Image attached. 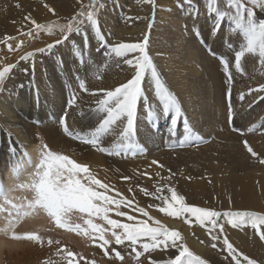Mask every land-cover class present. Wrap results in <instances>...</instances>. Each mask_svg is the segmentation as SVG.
I'll use <instances>...</instances> for the list:
<instances>
[{"label": "snow or ice", "instance_id": "obj_1", "mask_svg": "<svg viewBox=\"0 0 264 264\" xmlns=\"http://www.w3.org/2000/svg\"><path fill=\"white\" fill-rule=\"evenodd\" d=\"M39 2L43 10L56 19L41 23L29 11L23 15L20 27L16 29L17 35L5 34L0 39V45L6 48L7 53L15 54L28 46L23 37L35 40L45 34L54 37L53 42L23 51L15 62H9L6 55L4 61L0 62V93L6 90L7 81L17 71L29 78V85H35L36 57L45 53L52 55L54 49L63 45L68 48L71 58L65 59L61 54L58 67L70 82H74V87L70 83L69 87L73 90L57 114V123L70 139L106 157L135 156L144 152L138 137L146 138L153 134L147 124L144 132L140 131L146 114L150 122L156 119L169 121L170 148L208 142L205 136L193 131L180 99L169 88L149 54L157 0H138L151 5L152 18L124 17L126 21L148 19V31L134 42L113 40L111 31L104 30L101 16L106 4L103 0H88L87 3L75 0L76 7L70 16L63 18V22L53 3L49 0ZM185 6L190 11L184 31L194 37L205 52L217 59L218 66L223 69L226 87L222 100L226 102L227 124L240 137L238 142L246 157L264 167V152L257 151L247 138L256 132L264 136V121L247 128L237 126L232 99V69L235 73L246 75L244 62L252 56L264 74V0H176V7L181 11L185 10ZM14 7L21 9V4L16 3ZM166 10L172 11L170 8ZM11 23L16 24L17 21L12 20ZM229 33H236L242 39L236 43ZM73 36L79 37L80 42L73 40ZM93 40L97 56L93 62L105 66L113 64L117 69L126 70V79L114 86L89 88L86 78L92 70V63L88 61L92 60ZM70 41L72 47L69 48ZM222 47L232 53L230 58L220 51ZM85 53L88 54L87 60ZM21 64L24 66L21 67ZM96 79L103 80V76L98 75ZM18 87L21 90L25 84L21 82ZM82 94L93 97L87 109L79 104ZM248 96L253 97L249 108L264 102V83L248 87L247 92H240L237 99L243 102ZM39 97L40 90L36 87L33 99L37 104ZM76 115L86 122V127L79 131L73 130L68 122L70 116L75 120ZM178 118H183V137L179 139L176 132ZM39 139L37 150L40 158L27 180L5 188L0 176V218L4 221L0 236L6 241H28L41 247L45 243L49 247L55 245L54 255L59 261L46 258L40 264H101L95 252L88 258L60 240L51 237L45 240L37 232L17 231L22 221L40 217L47 219L57 230L83 238L89 246L99 251L105 264H115L116 261L119 264H264V258L246 252L230 238L228 231L236 230L243 234V241H251L264 248V212L233 210L231 196L228 197L229 209L224 211L190 204L172 183L176 172L171 168L166 169L157 159H153L149 165L157 169L154 173L147 170L137 173L149 180L156 178L152 189L137 183L135 187L130 185L128 188L132 195H125L114 184L98 178L97 172L88 164L79 163L62 151H53L43 137ZM9 152L13 158L28 155L15 143L11 144ZM165 170L168 175H161ZM120 178L123 181L132 179L127 175ZM185 179L191 180L192 177L186 176ZM137 191L152 202L141 206L136 198ZM151 210L182 221L190 229L198 227L203 230L206 238L197 237L199 243L213 250L220 259L213 261L196 255L188 246L183 231L162 223L150 214ZM74 217L79 222L74 221ZM192 235H195V231ZM154 254L167 258H157Z\"/></svg>", "mask_w": 264, "mask_h": 264}, {"label": "bare ground", "instance_id": "obj_2", "mask_svg": "<svg viewBox=\"0 0 264 264\" xmlns=\"http://www.w3.org/2000/svg\"><path fill=\"white\" fill-rule=\"evenodd\" d=\"M127 3L131 4V1L128 0ZM71 4L75 5L72 1ZM29 11L37 17L38 21H45L46 18L42 17V14L45 11L40 6L31 7L30 4H28V6L24 5V7L21 6L18 13L25 15ZM8 13V16L11 17V19L5 22V24H12L11 27H8V33H16V29L20 27L22 22V16H18L14 10H10ZM149 13H147L148 18H150ZM158 13L157 19L151 29V33L152 31H158L160 34V48L158 47L154 49L160 51H158V56L154 54L151 56H154L152 58L157 61L159 67L163 71V78L169 88L175 92L180 99L184 114L188 113L190 119L193 120L192 122L197 125L198 118L196 115L198 114V111L196 109L201 102L204 107L206 106V110L210 108L213 110L214 114L221 116L225 110L222 99L219 98L217 92H215L214 96L211 94L213 87L211 82H216V84H218V76L216 75V72L207 64L208 61L210 62L212 60L209 57H205L202 48L190 37L189 33L184 34L180 31V23L175 14H160L161 11H158ZM14 14H16V16ZM2 19L6 20L5 17H2ZM12 20L17 21V23H11ZM143 24L145 26V32L148 25V19H146ZM136 27L137 26L127 27L123 25V31H132L133 29H137ZM128 35H125L126 41L128 42H133L135 38H142V34H140V32L137 33V31L129 33ZM73 40L77 43L80 42V38L77 36H73ZM166 40L168 41V44L164 45L163 42ZM47 43H51V41H48L47 38H45L42 44L37 45L36 47H44ZM92 44V60L88 61L89 63H92V70L90 71L92 77H89L90 80L88 81L90 88H95L101 85L105 87L114 86L128 77L126 70L117 69L113 64L101 67L99 66L100 63H94L93 61L97 59L94 40L92 41ZM70 47H72L71 41L69 42V48ZM58 51L60 52V54L57 55L58 57L48 56L36 59L35 85H29V78L25 77L24 74L19 71L15 73L11 80L7 81L5 86L6 90L0 93V134L3 133L5 135V138L4 136H0V152L5 149L7 145L10 147L12 143H15L18 149L20 145H23L24 147L26 144H33V142L37 141V138L35 137V132H37L40 137L44 138L52 150L58 152L62 151L74 158L77 162L88 164L92 170L97 172L99 178L110 184L117 185L121 191L126 189L128 192L129 186L131 185L135 187L137 183L147 186L151 190L154 182L137 175L138 172L149 170L148 164H146L148 163L147 155L141 156V162L123 160L120 157H106L91 150L85 145L78 144L59 129L57 114L70 93L69 85L71 82L64 73L60 72L58 63L61 54L64 55L65 59H70L71 57L68 48H65L63 45ZM85 59H88L87 53H85ZM98 75L103 76V80L96 79ZM21 82L25 84V87L20 90L18 85ZM216 84L214 85L215 88H217ZM36 87L40 90L38 104L35 103L33 99ZM198 87L203 91L202 95L200 94V91L198 92ZM212 98H214L215 101ZM92 100L93 97L87 94H82L79 104L82 108L87 109ZM179 120L180 118H178L177 124ZM36 121H39V123H35ZM68 122L75 131L82 130L86 127V122L82 121L78 115H76L75 120L70 116ZM160 123H162V121ZM160 125L161 124L156 126L153 124L152 127L158 128L161 132L165 129V125ZM143 126V123H141L140 131L142 133L144 132V130H142ZM155 137V134H152L146 138L138 137V140L142 147L145 148L146 146H149V149H153L152 151H154V149L158 148L161 143L160 139H156ZM185 151L186 150H183V153ZM5 153H7V151L4 152V156L0 155V176L3 177L4 187L8 188L15 183L21 182L17 180V177L23 175L28 166L21 156L13 158L10 155V161L13 162V164L11 165L10 163L9 167L4 168L2 160L3 158H9V155H5ZM162 154L167 155L168 153L161 152L155 156L160 157ZM205 159H208L207 156H205ZM13 168L16 169L15 172H13ZM105 169H107V171H105ZM116 169H119V171H115ZM32 172L33 171L29 172L28 178ZM123 175L132 177L126 185L122 183L120 178ZM28 178H24L23 181ZM211 180L212 183L201 180L194 187H190L188 184H183V186L187 192H192L194 196H199L215 203L221 200L224 205H229L228 197L231 196L233 199V209H247L264 212V179L262 181L263 183H259L258 186L254 184V181L239 180L237 176L232 175L230 172L221 173L220 176V172L216 171ZM172 183L175 185L176 181L173 180ZM136 197L145 203L152 202L138 191L136 192ZM150 214L161 220L162 223L172 227L179 226L178 223L169 222L158 214ZM46 221L47 219L42 217L32 218L25 220L23 225L26 226V224H28L33 225L32 227H34L42 222V228L37 227L39 229L34 228V230L46 231V229L48 230V228L44 226ZM3 226L4 221L0 218V227ZM43 226L46 228L45 230ZM179 228L183 231L188 246L196 255L213 261L220 259L213 250L199 243L197 237L205 239L203 230L193 229L195 235H192L193 230L186 225L181 224ZM41 233L42 232H38L39 235H41ZM42 234L44 235V233ZM64 235L66 236V238L63 236L64 239H66L72 247L79 248L82 246V241L80 242L81 239H76L68 234ZM48 236H50V234H48ZM242 236V233L236 232L237 244H239L246 252L258 258H264V248L254 245L251 241H243L241 239ZM55 237L57 236H52L54 240H60ZM22 245L23 243L20 241H6L3 236H0V264H2L3 258L5 259L4 255L6 256L7 264H27L28 261L32 263L40 258L44 259L52 257L54 260L56 259V256L54 255L56 248L55 245H53L51 249L44 246L47 249L43 247L39 250V253L37 252L39 255L36 253V249ZM49 250L50 255L49 253L45 254ZM155 255H157V258H167V256L161 257L159 254Z\"/></svg>", "mask_w": 264, "mask_h": 264}, {"label": "rangeland", "instance_id": "obj_3", "mask_svg": "<svg viewBox=\"0 0 264 264\" xmlns=\"http://www.w3.org/2000/svg\"><path fill=\"white\" fill-rule=\"evenodd\" d=\"M71 1L75 5L71 4ZM71 1L70 0H49L50 3H53L57 7L58 12H59V16L61 17V22H63L64 17L70 16L72 14L73 8L76 7L75 0H71ZM130 1H131V4L127 3L128 0H103V2L106 4V7H105L103 14L101 16V21H102V24L104 26V30L106 32L111 31L113 40L120 39V40L126 41L125 35H128L129 33H133L135 31H137V33L140 32V34L143 35L144 30H145L144 29L145 26L143 23L146 19L126 21L124 19L125 16L147 17V13H149V11H150L149 17L152 18L151 5H145L143 3L138 2V0H130ZM84 2L87 3L88 0H84ZM16 3H20L21 6H23V7H24V5L28 6V4H30L31 7H36V6L42 7L39 0H0V39H2L5 34L17 35V32L16 33H8V30H9L8 27H11L12 24H10V23L8 25L5 24V22H7L11 19V17L8 16V14H9L8 11H10V10H14L18 16L23 17L22 14L18 13L19 9H16L14 7V5ZM169 8L172 9L171 12L166 10ZM201 10H203V4H201ZM158 11H161L160 14H162V13L163 14H167V13L175 14L177 20H179V23H180V31H182L184 34L188 33V32L184 31V25L188 19L187 13H188V11H190V9L187 6H185L184 11H181L180 9H178L176 7V0H167V1L157 0V8H156V13H155V17H154V22L157 19ZM14 15L16 16V14H14ZM2 17H5L6 20H3ZM42 17L46 18L45 21L41 22L42 21L41 20L38 22L46 23L49 20H55L56 19L55 17H52L50 14H48L46 12H44L42 14ZM123 25H125L127 27L137 26L136 27L137 29H133L132 31H128V30L123 31ZM225 27H227V25H225ZM146 31H148L147 28H146ZM56 34L58 35V32ZM229 35H230L231 39L236 43H239V40L242 39V38L238 37L236 33H229ZM159 36H160V34L158 33V31H152V33L150 35V44H149L150 56L153 54L158 56V51H160V50L156 51L154 49L158 48L159 45L161 44ZM190 37L193 40H195L199 45V42L194 37H192L191 35H190ZM45 38H47V40L51 41V42H53V39H54V37H49L45 34H41L35 40H31L28 37H23L22 39H24L27 42L28 46L26 49L22 50L19 53H15V54L7 53L6 48H4L3 45H0V62L4 61V58L6 55L8 56L9 62H15V60L18 59L19 55L23 54V51H31L34 48H37L36 46L41 45ZM137 40H139V39L138 38L134 39V41H137ZM167 42L168 41L166 40L165 42H163V44L167 45L168 44ZM61 46H59V48L57 50L56 49L53 50L54 54L50 55V54L46 53L44 55H38L36 57V59L48 57V56L58 57L57 55L60 54V52L58 50L61 48ZM220 51L225 52V54L229 58L232 56V53L227 52V50L223 47L220 49ZM202 52L205 55V57H209L212 60L210 62L208 61L207 64L211 68H213V70L216 72V75L218 76V84H216V82L215 83L211 82V85L213 87L215 84L217 86V88L212 87V93L211 94L214 96L215 92H217L219 98L222 99V92H223V90H225V87H226L224 84L223 69L218 66L219 61L217 59L210 56L204 50ZM151 57H154V56H151ZM153 61L157 65L158 71H160L161 75L164 77V73L161 70V68L159 67L157 61H155L154 59H153ZM23 66L24 65L21 64V67H23ZM99 66L104 67V64L100 63ZM244 68H245L246 75H243V76L238 74V73H235L234 69H232L233 75H234V91H233L232 99H233L234 108L236 111V124H237V126L247 128V127H250L252 125L260 124L262 121H264V102H260L258 104H253V106L251 108H249L248 105L253 100L252 96L246 97V99L243 102H241L239 99H237V97L239 96L240 92H242V91L247 92L248 87H250V86L256 87L259 83H264V74L261 73V69L259 68V65H258L256 59L252 56H249L247 58V60L244 62ZM17 72H19V71H17ZM89 77H92L90 72L86 78L87 84H88V81L90 80ZM71 83H73V87H74V82H71ZM200 88H201V86H200ZM200 88L198 87V92L200 91V94L202 95L203 91H201ZM72 90H73V88L70 87V92ZM68 96H69V94H68ZM212 99L214 100V98H212ZM222 102H223V106H224L225 110L221 116L214 114L213 110H211L210 108L208 110H206V106L204 107L203 104L200 102L198 104L199 106H197V109H196L198 111V114L196 115V117L198 118L197 125L192 122L193 120L190 119L188 113L185 114L187 116L188 120L190 121V124L193 126V131L199 135L205 136V139L208 140L207 143H200L199 145L194 144L193 146L183 147V148H180V147H177L174 149L170 148L169 145L172 143V140L169 139L170 134L167 131V126L169 124V121L167 119H156V120H154V122H150L147 120L146 114H144V119L142 120V123L144 126L142 127V130H145V125L147 124L148 127L151 129V132L153 134H155V136H156L155 138L160 139V142H161L160 145L158 146V148L154 149V151H152L153 149L150 150L149 146H146L145 148L143 147L144 148L143 153H140V154L135 155V156L129 154L127 158H121V159L141 162L142 161L141 156L147 155L148 163H146V164H148V169H149L148 172H151V173H154L157 169L154 166L149 167V165L153 159H157L158 161H160L161 163H163L165 165L166 169L171 168L173 171L176 172V177L174 179V181H176L175 186H176L178 192L185 196L186 201L188 203L196 205V206L215 208L216 210H220V211L228 210L229 205H224L221 200L215 203L213 201L203 199L199 196H194L192 192H187L183 186V184H188V185H190V187H194L201 180H204L205 182H208V183H212L211 178L215 174L216 171L220 172V176H221V173L230 172L232 175L237 176L239 178V180H248L251 182L254 181V184L258 185V186H259V183L260 184L263 183L262 181L264 179V167L259 166L257 163H255L251 159L247 158L246 155L241 150V146L238 142L240 137L238 136V134L233 133L231 131V128L228 126L226 102L223 100H222ZM182 119L183 118H180V120L177 124V128H176L178 139L183 137ZM161 121H162V123H160ZM153 124L156 126H158L159 124H161L162 126L165 125L164 126L165 129L160 132L158 130V128L152 127ZM35 135H36L35 137L37 138V141L33 142V144H29V145L26 144V146H24V147H23V145L19 144L20 145L19 149H22L23 152H26L28 154L27 156L23 157V160L27 164L28 167L24 171L23 175H21L19 177L18 181H23L24 178H28L29 172L34 171V167H33L34 164L39 161L40 154H39V151L37 150V145L40 143V139H39L40 135L37 132H35ZM0 136L1 137L4 136V138H5V135L3 133H1ZM247 138L252 143V145L256 148L257 151L264 152V136H261L259 134V132H256V133L250 134ZM9 148L10 147L7 145L6 148L0 152V155H2V156H4V152H6V151H7V153H5V155H7V154L9 155L8 159L3 158V160H2L4 163L3 164L4 168L9 167L10 163H11V165L13 164V162L10 161L11 157H10ZM183 150H186V151L183 153ZM160 151L161 152H167L168 156L165 154L164 155L162 154L160 157L155 156L157 154H160L161 153ZM190 152H191V154H190ZM200 154H204V155H200ZM205 156H207V158H208L207 160L205 159ZM0 162H1V160H0ZM135 171H137V170H135ZM161 175L167 176L168 172L165 170L161 173ZM186 176H190V177H192V179L191 180L185 179ZM144 179H147V178H144ZM151 181H153L155 183L156 178L152 179ZM209 181H211V182H209ZM122 183H124L126 185L128 183V181L122 180ZM115 186L118 190H120L117 187V185H115ZM120 192H122L125 195H129V196L132 195L131 193L127 192L126 189H124V191L120 190ZM136 198H137V200H139L138 197H136ZM140 204L143 206H146L148 203L140 201ZM233 210H235V208ZM257 212H259V211H257ZM150 213L158 214L159 216L165 218L169 222L178 223L179 226L177 228H179L181 226V224H183L182 221H179V220H176V219L170 218V217H165L162 214L158 213L156 210H151ZM113 218H116V217H113ZM73 219H74V221L79 222L76 220L75 217ZM23 222L24 221H22V223H20L17 226V231H19V232H37V233L42 232V233H44V235H46V236H44L41 233V235L45 237V240H47V238H49V237L52 238V236H57L55 238H59L60 241L64 245L66 244L67 247H69L70 244L68 243V241L66 239H64V237H63V236H65L64 234L71 235L74 238L79 239V240L81 239L80 242L82 241L81 242L82 246H80V247H82V248H80V247L74 248L71 245H70V247L76 252L83 253L88 258H91L92 254L95 252L96 253V259L101 261V264H105V262L102 260L101 255L99 254V251L97 249L89 246L88 243L84 239H82L81 237H77L74 233H66L62 230H57L48 221H46L44 223V226L46 228H48V230L43 226L44 230L46 229V231H43V230L37 231L36 230V229H39L37 227H41L43 225L42 222H41V224L35 225L36 227L35 226L32 227L33 225H28V224H26V226H25V225H23ZM34 228H36V229L34 230ZM193 229L195 230V229H200V228L195 227ZM228 231H229L230 238L237 243L236 230L229 229ZM45 232H46V234H45ZM48 234H50V236H48ZM58 236H60V237H58ZM65 238H66V236H65ZM204 238H206V237L204 236ZM20 242L23 243L22 246H29L30 248L36 249L37 250L36 253L37 252L39 253V250H41L44 246H46L47 248H50V249L53 247V246L49 247L46 243L43 247H41L39 245H35V244L28 242V241H20ZM238 242H239V239H238ZM46 247H44V248H46ZM49 252H50V250L48 252H46L45 254H48ZM49 255H50V253H49ZM4 257H5V259L3 258L2 264H7L6 263L7 262L6 256L4 255ZM50 258L53 259L52 257H50ZM44 259H46V258H44ZM41 260H43V259L42 258L36 259L35 262H32V263L33 264H35V263L40 264ZM55 261H59V258L56 257ZM32 263L30 261H28L27 264H32ZM107 264H112V262H107ZM115 264H119V262L116 261Z\"/></svg>", "mask_w": 264, "mask_h": 264}]
</instances>
